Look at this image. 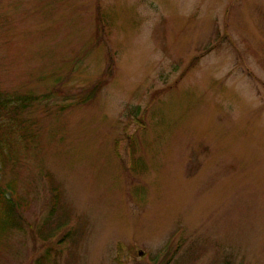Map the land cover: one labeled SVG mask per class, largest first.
Returning a JSON list of instances; mask_svg holds the SVG:
<instances>
[{
  "label": "rangeland",
  "instance_id": "obj_1",
  "mask_svg": "<svg viewBox=\"0 0 264 264\" xmlns=\"http://www.w3.org/2000/svg\"><path fill=\"white\" fill-rule=\"evenodd\" d=\"M0 95V264H264V0H0Z\"/></svg>",
  "mask_w": 264,
  "mask_h": 264
},
{
  "label": "trees",
  "instance_id": "obj_2",
  "mask_svg": "<svg viewBox=\"0 0 264 264\" xmlns=\"http://www.w3.org/2000/svg\"><path fill=\"white\" fill-rule=\"evenodd\" d=\"M34 100H36L35 95L16 96L14 98L0 95V155H6L4 148L8 147V143L11 145V141L8 140L10 138L7 136L12 135L17 130L16 125L20 123V113L26 108L27 103L31 104ZM134 152L135 149H133V157ZM18 191L17 181L0 182V243L12 231L22 229V222L24 220L22 212L29 205V199L22 194L20 195ZM51 193L52 203L56 207L52 210L51 215L55 216V220H46L47 223L44 222L45 225L39 231V237L42 240H48L50 237H54L62 229L67 227L69 229L71 223V217L65 211L66 206L63 204L64 193L62 189L54 184ZM50 223L53 224L51 225ZM72 232H68L67 230L62 240L68 238L71 242H75L82 236L80 230L75 229Z\"/></svg>",
  "mask_w": 264,
  "mask_h": 264
}]
</instances>
